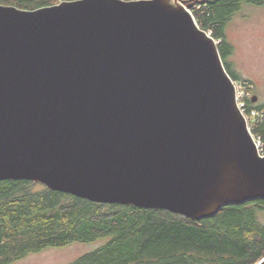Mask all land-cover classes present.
Segmentation results:
<instances>
[{
    "label": "water",
    "instance_id": "1",
    "mask_svg": "<svg viewBox=\"0 0 264 264\" xmlns=\"http://www.w3.org/2000/svg\"><path fill=\"white\" fill-rule=\"evenodd\" d=\"M4 180L201 220L264 199V157L185 0L0 4Z\"/></svg>",
    "mask_w": 264,
    "mask_h": 264
},
{
    "label": "trees",
    "instance_id": "2",
    "mask_svg": "<svg viewBox=\"0 0 264 264\" xmlns=\"http://www.w3.org/2000/svg\"><path fill=\"white\" fill-rule=\"evenodd\" d=\"M64 1L75 0L0 4L34 11ZM185 1L199 27L220 41L229 75L243 81L230 62L234 46L227 29L245 5L264 7V0ZM245 101L248 110L264 111L252 98ZM251 131L264 139V122ZM101 239L108 240L103 247L69 264H264V199L230 204L195 220L167 210L91 202L28 180L0 181V264Z\"/></svg>",
    "mask_w": 264,
    "mask_h": 264
},
{
    "label": "rangeland",
    "instance_id": "3",
    "mask_svg": "<svg viewBox=\"0 0 264 264\" xmlns=\"http://www.w3.org/2000/svg\"><path fill=\"white\" fill-rule=\"evenodd\" d=\"M209 34L212 35V31ZM227 36L234 46V54L230 59L232 68L243 79L239 83L235 82L240 99L241 94L247 92L249 95L246 99L257 97V105H264V7L245 5L231 20ZM217 43L219 45L220 41ZM39 189L40 187L37 188ZM107 241L101 239L62 249L51 248L31 254L13 264H69L100 249Z\"/></svg>",
    "mask_w": 264,
    "mask_h": 264
},
{
    "label": "built area",
    "instance_id": "4",
    "mask_svg": "<svg viewBox=\"0 0 264 264\" xmlns=\"http://www.w3.org/2000/svg\"><path fill=\"white\" fill-rule=\"evenodd\" d=\"M247 95H249V93L243 92V94H241V99H240V93L237 91V104H238L239 109L245 115L247 120L251 122L253 126L262 124L264 122V111L257 110V109L248 110L246 101H245ZM254 138L257 144L259 155L261 157H264V139L262 137H257V138L254 137Z\"/></svg>",
    "mask_w": 264,
    "mask_h": 264
},
{
    "label": "bare ground",
    "instance_id": "5",
    "mask_svg": "<svg viewBox=\"0 0 264 264\" xmlns=\"http://www.w3.org/2000/svg\"><path fill=\"white\" fill-rule=\"evenodd\" d=\"M246 120H247V118H246ZM247 122H248V126H249V128H252V127H254V126H255V125L253 126V125L251 124V122H250V121H248V120H247ZM254 140H255V138H254ZM255 143H256V141H255Z\"/></svg>",
    "mask_w": 264,
    "mask_h": 264
}]
</instances>
